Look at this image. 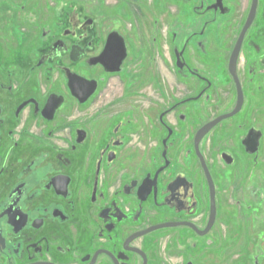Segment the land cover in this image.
Instances as JSON below:
<instances>
[{
  "label": "flooded vegetation",
  "instance_id": "1",
  "mask_svg": "<svg viewBox=\"0 0 264 264\" xmlns=\"http://www.w3.org/2000/svg\"><path fill=\"white\" fill-rule=\"evenodd\" d=\"M112 1L0 0V264H264V0Z\"/></svg>",
  "mask_w": 264,
  "mask_h": 264
},
{
  "label": "water",
  "instance_id": "2",
  "mask_svg": "<svg viewBox=\"0 0 264 264\" xmlns=\"http://www.w3.org/2000/svg\"><path fill=\"white\" fill-rule=\"evenodd\" d=\"M114 51V48H113V46L110 44V38L108 39V41H107V44H106V47H105V49H104V52H103V54H102V56H101V58H100V63H103L102 62V58H106V56H107V54L108 53H110V52H113ZM123 58V56L121 57L120 56V60ZM117 63H119V61L117 62ZM116 63V64H117ZM108 70L107 71H109V72H115V71H117L115 68H113V69H109V68H107ZM68 79H69V87H70V90L71 91H73V92H75V90L77 89V87L75 86V84H76V82H80L79 80L80 79H78V77H76V76H74V75H69L68 76ZM85 84H90V83H86L85 82ZM93 84H91V85H89L87 88H88V91H89V93H91L92 91H93ZM57 105V104H56Z\"/></svg>",
  "mask_w": 264,
  "mask_h": 264
},
{
  "label": "rangeland",
  "instance_id": "3",
  "mask_svg": "<svg viewBox=\"0 0 264 264\" xmlns=\"http://www.w3.org/2000/svg\"><path fill=\"white\" fill-rule=\"evenodd\" d=\"M105 1H106V4H108L109 2H110V3L113 2L112 0H105ZM84 4H85V6H86V5L93 6V5L96 4V0H84V3L82 2V0H79V5H80V6H84ZM41 19H47V18L41 17ZM251 230H252V229H251ZM247 231H248V229H246L245 234H246L248 237H250ZM234 234H237V233H234ZM236 236H237V235H236Z\"/></svg>",
  "mask_w": 264,
  "mask_h": 264
}]
</instances>
